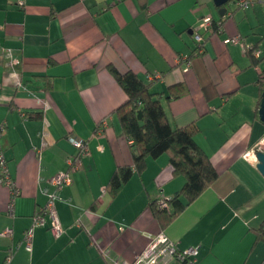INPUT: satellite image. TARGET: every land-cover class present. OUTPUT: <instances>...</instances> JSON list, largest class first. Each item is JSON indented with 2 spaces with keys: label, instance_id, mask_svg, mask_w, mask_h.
<instances>
[{
  "label": "crops",
  "instance_id": "obj_1",
  "mask_svg": "<svg viewBox=\"0 0 264 264\" xmlns=\"http://www.w3.org/2000/svg\"><path fill=\"white\" fill-rule=\"evenodd\" d=\"M222 7L223 15L214 0H0L1 146L19 190L10 214L11 188L0 181V264H125L160 231L181 249L197 247L195 264H264V175L252 161L264 151V2ZM205 16L222 31L203 28ZM234 35L239 43L224 41ZM110 66L147 83L173 127L196 126L219 174L169 222L151 204L186 179L167 154L118 192L107 188L117 168L134 164L118 110L127 94ZM73 139L89 142L74 171ZM67 170L57 235L33 216Z\"/></svg>",
  "mask_w": 264,
  "mask_h": 264
},
{
  "label": "trees",
  "instance_id": "obj_2",
  "mask_svg": "<svg viewBox=\"0 0 264 264\" xmlns=\"http://www.w3.org/2000/svg\"><path fill=\"white\" fill-rule=\"evenodd\" d=\"M220 24L213 30L219 32ZM109 69L127 94L126 102L118 110L122 133L132 142L134 164L117 168L107 188L113 193L118 192L135 173L145 171L149 158L167 154L173 172L186 179L179 192L166 198V206H159L160 199L151 204L157 217L169 222L214 183L219 174L196 140V126L173 127L160 99L135 72L121 73L114 66ZM259 84L264 93V72L259 77ZM140 111L142 118H139ZM163 214L168 217L161 216ZM260 235H264V229Z\"/></svg>",
  "mask_w": 264,
  "mask_h": 264
},
{
  "label": "built area",
  "instance_id": "obj_3",
  "mask_svg": "<svg viewBox=\"0 0 264 264\" xmlns=\"http://www.w3.org/2000/svg\"><path fill=\"white\" fill-rule=\"evenodd\" d=\"M238 8L246 9L253 6L257 1L264 2V0H233ZM220 24V23H219ZM201 26L206 30H213V19L210 16H205L201 19ZM223 27L220 24L219 31H222ZM195 38L198 42H203L204 37L202 34L197 33ZM226 43H239L241 41L240 35L229 36L224 40ZM10 55L11 64L16 65L19 63V59L12 55V51L8 50ZM189 66V62H186ZM159 74H156V77ZM5 124H0V181L4 182L11 188V199L9 203V213H13L14 200L19 194L15 182L10 177L9 169L7 166V160L1 146V141L5 133ZM75 147L79 150L75 157H69L67 163L72 171L76 170L80 164L83 156L89 152V142L85 140H72ZM72 181L69 171H62L56 174L50 183L55 187V191L49 194L47 203L40 207L33 216V226H48L55 234L60 235L63 232L55 200L60 191L65 185L70 184ZM159 206H166V199H160L158 201ZM2 235L11 236L12 230L7 228L1 232ZM33 236L32 228L26 232L27 245L30 247L31 239ZM199 251L197 247H187L181 249L178 244L172 240L164 231H160L150 238L149 243L138 252L134 260L125 264H195L196 257ZM12 254L7 256L6 262H10Z\"/></svg>",
  "mask_w": 264,
  "mask_h": 264
},
{
  "label": "water",
  "instance_id": "obj_4",
  "mask_svg": "<svg viewBox=\"0 0 264 264\" xmlns=\"http://www.w3.org/2000/svg\"><path fill=\"white\" fill-rule=\"evenodd\" d=\"M232 0H214L216 6L221 7L220 12L221 14H225L227 12L226 7H222L226 3L231 2ZM141 111L139 112V118H142ZM259 117L262 122H264V93L262 95L260 107H259ZM252 161L255 163L256 168L264 175V151L257 150L255 155L252 156Z\"/></svg>",
  "mask_w": 264,
  "mask_h": 264
}]
</instances>
